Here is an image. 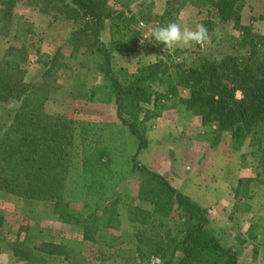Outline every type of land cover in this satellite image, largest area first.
I'll return each mask as SVG.
<instances>
[{
  "label": "trees",
  "instance_id": "obj_1",
  "mask_svg": "<svg viewBox=\"0 0 264 264\" xmlns=\"http://www.w3.org/2000/svg\"><path fill=\"white\" fill-rule=\"evenodd\" d=\"M46 1L53 3L63 18L74 22L70 42L83 48L101 72L103 85L100 90L105 91L101 100H113L119 124L76 121L70 138L65 118L45 114L35 85L23 81L14 62H4L3 66L0 65V102L13 101L16 105L5 127L9 137L0 149V188L32 202L50 200L66 167L71 139L74 147L71 176L74 181L73 186L64 187L63 196L83 203L81 211L71 212L72 217L82 222L83 240L97 242L101 238L102 243L113 247L115 253L122 250L115 244L118 240L112 233L98 235L94 229L93 235L88 233L87 223L90 226L103 224L106 218L94 213L85 216L84 213L89 203L99 207L100 203L112 198L107 206L103 205L104 209L110 208V204L119 199L115 191L118 182L126 180L134 168H138L141 173L139 196L152 205V209L143 215L161 221H168L172 212L177 216L159 239H155L157 235L146 236L138 230L128 235V242L135 244L137 256H158L160 264H242L236 249L221 244L215 235L206 208L173 187L163 175L141 165L135 156L124 158L127 142H119L118 137L127 130L137 143L135 153H139L148 143L143 122L138 116L142 105L176 100L198 116L203 124L214 126L215 131L232 129L237 145L250 137L255 146V159L264 166V34L252 31L251 25L239 23L238 36L219 32V40L217 34L211 39L213 49L208 48L191 64H187L185 58L175 62V57L190 53L187 49L175 48L171 54L157 57L153 63L140 65L136 72H128L113 66L111 48L100 40V32L106 19H120V37H126V49H133L138 34L130 29L137 23L134 14L125 15L118 11L114 15L117 10L108 6V0ZM119 1L129 2L115 0ZM176 1L168 0L164 13L154 16L159 26L166 24L185 4V0ZM244 2L191 0V4L207 7L214 14V19L204 18L200 22L208 31L216 27L223 29L220 25L231 21L238 24ZM143 3L148 9L142 12L150 14V0ZM81 37L84 43L78 44L76 39ZM155 45L162 48L157 42ZM154 83L162 85L163 90H154ZM179 88L188 90L186 98L179 96ZM237 91L240 98L235 96ZM127 169L129 171L125 174ZM105 227L111 228L107 225L102 228ZM38 261L44 260L40 258ZM33 262L31 260L28 264ZM132 264L146 263L133 260Z\"/></svg>",
  "mask_w": 264,
  "mask_h": 264
},
{
  "label": "rangeland",
  "instance_id": "obj_2",
  "mask_svg": "<svg viewBox=\"0 0 264 264\" xmlns=\"http://www.w3.org/2000/svg\"><path fill=\"white\" fill-rule=\"evenodd\" d=\"M64 1L66 2L67 0ZM182 1L183 0H177L176 2L180 3ZM107 2L110 8L117 10L114 11V15L118 14L120 10L111 7L109 0ZM184 3L185 4L173 14V17L169 19L168 22L175 21L180 23L181 26L186 24L190 28H194L195 25L200 23L204 18L214 19V14L209 12L207 7L193 5L191 4V0H185ZM53 5V3H48L46 0H0V65L3 66L6 61L16 64L17 70L19 71L18 75L23 77V81L27 84L35 85L38 99L43 101L42 109L44 113L49 117L58 115L65 118L67 128L70 130V138L72 125L76 121L99 124H119L112 99L108 100L111 104L107 103V105L104 106L105 108L102 106H91L92 109H89V112H85V114L93 116L94 119H106L108 115H110V112H113L116 117V122H108L107 120L91 121L74 118V109L76 105L80 104L73 103L76 100L74 96H70L71 92L68 91L67 87L66 89H61L63 86L59 83L64 79L62 76L59 79L60 71L70 66L66 64L67 59L63 56L61 59H56L50 68H46L49 64L44 63L46 59L37 56L36 41H30V23L26 21L29 19V16L30 19H33L35 13L48 14L54 19H67L63 18L60 15V11L56 10ZM59 6L60 4H58V7ZM241 9L238 15V24L231 21L227 24L220 25L223 29L216 27L214 30L208 31L211 39L217 34L216 38L218 37L219 40V32L225 31L231 35L238 36L240 34L238 27L241 24ZM63 12L67 13L64 8ZM251 18L255 17L251 16ZM146 19L147 24L151 27L159 26L154 16L148 15ZM67 20L75 29L74 22L70 19ZM19 24L21 25L18 26ZM252 31L254 30L252 29ZM254 32L259 33L258 31ZM76 40L78 44L84 43L83 37ZM155 43L156 41L154 39L152 40L150 35L149 41L143 45L144 48L154 51L157 59L162 53L161 48L156 46ZM72 45L73 51H71V56H74L77 52L79 54L84 51L81 47L77 48L74 43H72ZM153 46H155V48H153ZM213 46L214 45L210 42L203 48L200 46L179 48L187 49L190 53L175 57V62H180L185 58V62L191 64L194 60H198L200 55L208 48L212 50ZM171 51L172 50L168 53L171 54ZM262 58L264 60V55ZM86 59L87 63L92 64L89 55ZM71 60L69 62H71ZM71 65L74 66V64ZM114 67L116 68V66ZM64 80V85H68V83L66 84L68 79ZM156 84L157 83L152 84L154 90H158L155 86ZM104 92V90L96 91V97L99 99L103 98L104 95L102 96V94H104ZM178 94L186 98L188 96V90L179 88ZM235 96L240 98V92L237 91ZM49 99H57L56 101L65 102L66 106L62 108L60 112H57V109L44 106L45 101ZM15 105L16 103L13 101L0 102V149L9 137V132L5 127ZM138 116L143 122L145 135L147 137L148 143L146 148L149 147L148 136L150 129H152V126H159L160 123L163 122L162 120L166 119L170 123L173 122V125L175 124L176 127L180 129L181 142L177 146H173L172 143L174 142L169 143V145L173 147L168 148V150L174 153L173 165L177 168L175 170L176 172L173 170L174 174L169 178L163 175L173 187L182 192L177 185V183H184L185 181V179L179 175L182 171L185 172L189 181H191V179H197L198 176H203L207 170L211 173V176L207 175V177H211V182H234L235 185L230 192V195H233L234 201H231V203H234V206L242 211L243 216L247 217L241 219L242 224H240L238 229L239 231L241 230V235L244 236L248 227L251 226L250 222L252 221V216H249L248 213H256V223L259 224V227L261 226V228H264V166L255 159L253 154L255 146L250 137H247L241 145H237L232 137V129H226L220 132L215 131L214 126L203 124L198 116L187 111L184 105L176 102V100L175 102L160 100L158 104H143ZM122 140H126L127 142L123 157L125 158L126 156L127 159H131L132 156H135L136 161L144 165L143 162L145 159L141 155L139 156V154L146 150V148L140 150L139 153H135L137 143L128 134L127 130H124L123 135L118 137L119 142ZM169 145L164 146L167 147ZM73 150L74 147L70 139L67 148L66 167L61 178L58 179L56 192L50 200L32 202L7 193L0 188V264H28L31 260L34 261L32 264H59L58 261L50 259L52 255L58 253L69 257L70 260L68 262H78L79 264H132L133 260L151 264L152 259L158 256H137L135 244L128 242V235L138 230L142 231L146 236L157 235L155 239H159L160 236L165 234V229L176 219V212H172L167 217L168 221H161V219L149 218L143 215V213L152 209V205L146 199L140 198L139 196L138 191L141 173L138 168H134L132 175L126 180L118 182L115 191L119 199L114 200V202L110 204V208L104 209L103 205L107 206L112 198L104 203H100L99 207L89 203L84 213L85 216L88 213H94V215L98 217L106 218L105 220L103 219V224L97 223L91 224L90 226V224L87 223L86 229L90 235H93L92 231L94 230L98 235H104L103 233L105 232L112 233L115 239L118 240H115V244L119 245L122 250L115 253L113 247H107L102 243L103 240L101 238L97 240V242L83 240L82 222L80 223L77 221L75 216H71V212L81 211L83 203L82 201H73L71 198L65 199L63 196L64 187L73 186L72 182L74 178L71 176L73 172L71 169V159L74 158ZM218 157L226 164L223 171L216 174L210 172L208 166H211V163L212 165H217L215 159ZM218 162L220 163V161ZM128 171L127 169L124 173L127 174ZM204 180L205 179H203V181ZM208 181L209 179L206 180V182ZM198 186L199 184L197 185L196 180L186 184L188 190L194 194L200 193L201 196L204 197L206 204L210 205H201L206 208L210 218L211 212L209 208L213 207L211 206L213 205V199L210 198L208 194L205 195V185L202 186L203 191L199 189ZM219 188L221 190L219 195L222 197L225 193L221 186H219ZM206 190L208 191V189ZM210 193L212 194V192ZM255 201H257V205H260L261 208H258L257 205H252V202L254 203ZM237 209H235V211H237ZM212 213L215 214V210L212 211ZM230 213L231 212H227L226 210L224 211L223 216L226 223L228 222V217H232ZM234 218L237 222H240L238 216ZM210 220L215 235L221 244L226 246L232 245L238 252L242 264H252V238L248 241L244 240L239 245L234 244L235 233L238 230H235L233 224L230 225V227L227 226L228 224L220 226L216 224L212 218H210ZM83 222H87V220ZM246 224H249V226L245 229L247 226ZM103 225L111 226V228H102ZM249 236L252 237V231H250ZM24 240H26L25 243H23ZM75 240H77L78 243L81 242V244L75 245ZM245 241L247 242L246 248L243 247L242 249ZM48 254H50V256ZM47 256H49V259H46ZM40 258L44 261L38 263Z\"/></svg>",
  "mask_w": 264,
  "mask_h": 264
},
{
  "label": "crops",
  "instance_id": "obj_3",
  "mask_svg": "<svg viewBox=\"0 0 264 264\" xmlns=\"http://www.w3.org/2000/svg\"><path fill=\"white\" fill-rule=\"evenodd\" d=\"M109 1L111 7L123 11L125 15H129L130 13L135 15L137 23L131 26L132 28L130 29L136 30L138 32L133 44V49L128 50L125 46L126 37L125 39L120 37V30L118 28L120 27V19L108 18L104 21L103 29L100 32V40L108 48H111L112 64L114 62V66H116V68L122 67L128 72H136L140 65L153 63L156 60V54L154 51L144 48L143 45L149 41L150 31L152 28H154L147 24L146 18L148 15H162L165 11L168 0H150V14L148 15L142 12L143 10L148 9L146 4L143 3L144 0H130L129 3L124 1L115 2V0ZM243 5L244 6L241 9L240 17L241 24L251 25L254 31L264 34V0H245ZM251 16H254L255 18H251ZM26 22L30 23V41H36L37 56L46 59L44 63H49L48 67L46 68H50L56 59H61L63 56L67 59L66 64L70 65L59 73V79L61 76L64 79H68V82L66 81V84L68 83V85H64V79H62L59 83L63 86L61 89H66L67 87L68 91L71 92L70 96H74L76 100L73 103L80 104L76 105L74 109L75 116L73 117L82 120H107L108 122H116V117L113 112H110V115H108V118L106 119H94L93 116L85 114V112H89V109H92L91 106L104 107L107 105V103L111 104V102L102 101L96 97V91L100 90L101 85H103V78L101 72L98 71L95 66H93L95 65L93 62L92 64L86 62V57H88V55H86V53L81 50L82 52L79 54L77 52L74 56H71L73 45L72 42H70V34L74 31L73 25H71L67 19H54L51 18L50 15L42 13H35L33 19H30L29 16V19ZM140 23H143L144 28L140 27ZM20 25L21 24L18 26ZM188 47L189 46H181L178 48ZM70 60L71 62H69ZM71 64H74V66ZM155 86L158 90H162V86L158 84ZM93 91H95V93H93ZM56 100H46L44 106L51 109H57V112H60L62 108H65L66 103ZM162 121L163 122H161L159 126H152V129H150L148 136L149 147L142 151L139 156L141 155L145 159L146 162H143L145 166L169 178L172 174H174L173 170L175 171L177 168H175L173 165L174 153L168 150V148L177 146L181 142L180 129L176 127L175 124L173 125V122L170 123L166 119ZM169 143H172L173 146H170ZM164 145L169 146L165 147ZM215 160L217 161V165H212L211 163V166H208V169L210 172L219 174L223 171L226 163L221 161L219 157ZM218 161H220V163ZM205 174L203 176H198V178L194 180H196L197 185L199 184L198 188L202 189V191V186L205 185V195L208 194V196L213 199V205H211L213 207L209 208L211 212L210 218H212L215 223L220 226L228 224L227 226L230 227V225L233 224L235 230H238L240 224H242L241 219L247 217L243 216L242 211L237 209L238 207H235L234 203H231V201H234V198L233 195H230V192L235 183H221L217 181L211 182V177H207V175L211 176V173L206 170ZM179 175L185 179L184 183H177L182 192L191 197V199L198 204L210 206L206 204L204 197H202L200 193L194 194L186 187L187 183H190L194 180L191 179V181H189L184 171L180 172ZM203 179L205 180L203 181ZM207 179H209L208 182H206ZM219 186L223 188L225 193L222 195V197L219 195L221 192ZM206 189H208V191ZM210 192H212V194ZM252 205L256 206L257 201L254 203L252 202ZM257 207L261 208L260 205H257ZM235 209H237V211H235ZM214 210L215 214L212 213ZM225 210L227 212H231L230 214L232 216L228 217L227 223L224 221L223 216ZM248 215L252 216V221L250 222L251 226L246 224L247 226L245 229L248 226L249 227L246 230L244 236L241 235V230L236 231L234 244L239 245L244 240L248 241L250 238H252V264H264V228H261V226L259 227V224L256 223V213L252 212V214L248 213ZM237 216L240 222H237V220L234 218ZM250 231H252V237L249 236ZM246 241L244 242L242 249L243 247L246 248ZM75 242L78 243L77 240H75ZM78 244H81V242ZM48 255L50 256V254ZM49 256H47L46 259H49ZM50 259L58 261L59 264H73L72 262H68L70 260L69 257L59 253L52 255Z\"/></svg>",
  "mask_w": 264,
  "mask_h": 264
},
{
  "label": "clouds",
  "instance_id": "obj_4",
  "mask_svg": "<svg viewBox=\"0 0 264 264\" xmlns=\"http://www.w3.org/2000/svg\"><path fill=\"white\" fill-rule=\"evenodd\" d=\"M144 27L143 23L140 25ZM151 38L157 44L162 45L161 58L166 56L170 50L181 46H200L206 47L211 42V36L205 25L198 23L194 28L186 24L181 26L180 23L172 21L164 26H156L150 31Z\"/></svg>",
  "mask_w": 264,
  "mask_h": 264
},
{
  "label": "built area",
  "instance_id": "obj_5",
  "mask_svg": "<svg viewBox=\"0 0 264 264\" xmlns=\"http://www.w3.org/2000/svg\"><path fill=\"white\" fill-rule=\"evenodd\" d=\"M159 263H160V259H159V257H155V258H153L152 261H151V264H159Z\"/></svg>",
  "mask_w": 264,
  "mask_h": 264
}]
</instances>
